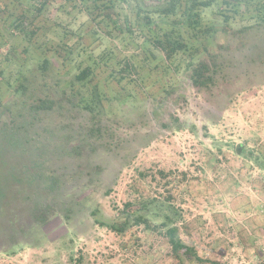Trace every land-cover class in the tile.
<instances>
[{
  "label": "rangeland",
  "instance_id": "obj_1",
  "mask_svg": "<svg viewBox=\"0 0 264 264\" xmlns=\"http://www.w3.org/2000/svg\"><path fill=\"white\" fill-rule=\"evenodd\" d=\"M221 2L199 9L200 26L218 29L211 51L220 67L216 85L200 92L188 78L187 48L171 62L158 41L179 29L186 46L195 48V30L172 24L183 18L184 0L170 15L153 13L146 0H0V171L13 173L0 197V264H264V169L250 157L264 158V0L237 7ZM145 13L158 30L143 22ZM22 15L39 27L32 44L13 26ZM246 26L253 28L238 33ZM44 55L52 63L47 81L34 73L38 79L26 81L35 86L25 96L4 101L20 69L29 75ZM84 66L93 69L91 83L98 80L103 120H118L121 155L105 146L86 153L85 147L64 148L54 141V115L37 119L30 130L4 128L27 105L24 99L43 93L45 82L74 78ZM112 74L123 79L115 82ZM83 93L88 95L86 87ZM79 111L75 122L84 114ZM170 115L183 127H163ZM27 147L31 155L19 153ZM130 155L121 165L120 156ZM91 162L104 169L82 186ZM50 170L63 174L54 189L44 177ZM159 172L174 174L172 187ZM167 196L178 237L201 261L172 251L159 226L163 215L149 216V228L98 223L119 226L125 202L136 209L155 198L166 206Z\"/></svg>",
  "mask_w": 264,
  "mask_h": 264
},
{
  "label": "trees",
  "instance_id": "obj_2",
  "mask_svg": "<svg viewBox=\"0 0 264 264\" xmlns=\"http://www.w3.org/2000/svg\"><path fill=\"white\" fill-rule=\"evenodd\" d=\"M179 1L180 0H162L161 3H159V8L156 10L154 9L153 13L160 15L174 14ZM213 1L214 0H184L185 4L183 18L181 20L172 22V24L175 25L185 24L187 27L191 28L192 31L195 30L194 37L198 39L195 48H190L188 45L186 46L182 35L179 33V29L177 30L176 34H172V32L163 33V39L158 40L160 41L159 43L161 49L165 51V56L169 61H173L176 53H179V51H184L187 48V51L190 52V59L186 65L188 70V78L192 86L200 92L209 90L216 85L217 80L215 79V75L220 69L219 62L216 60L218 55H215V53L211 51V42H213L212 39L218 29L215 25L212 26V23H209L206 26H200L199 18V9L209 7ZM251 1L252 0H222L221 5L227 4L229 6L237 7L240 3L249 4ZM222 7L223 6H221V10L224 9ZM221 14H224L223 18L225 20L226 26L222 28L223 31H225L229 26L227 24L229 16L225 12ZM107 16L113 23H115V25L119 23L117 14L111 12L107 14ZM142 19L147 25L154 23L152 25L153 28L158 30L157 25L155 24L156 22H152L151 20L150 13H145L142 16ZM13 26H15V29L26 42L30 44L34 43V38L39 31V27L35 25L34 21L22 15L18 17V20L13 24ZM251 28L253 27H242L238 30V33L242 34L245 31H249ZM29 52L30 48L27 49V53ZM51 64L52 63L49 57L44 55L41 61L38 60L35 68L31 70L29 75L25 74V72L20 69V72L17 74L19 77L18 84L14 86L12 85L11 88L9 86L10 84H7L8 88H5V90H7L6 93H4V101H8L10 95L13 94L25 96L24 94H26L30 87L35 86H27L26 81L31 80L34 77L38 79L35 74H38L39 78L47 81L45 78L48 76V71L50 70ZM124 66L127 67V65ZM92 73L93 69L90 66H84L79 70L78 73L75 74L74 78H66L55 81V84L60 82L62 84L60 83L54 86V83L45 82L43 85V93L38 95L35 94L33 96L31 95L29 97L31 99H24V103L27 105L22 107V109L17 114H11V116L4 123V128H10L14 130L16 127H18L21 129L27 128V130H30L33 125L37 123V119L42 120L44 117H53L54 115L58 121L54 123V126H51L55 131H57V135H55L57 139L54 141L58 144L62 143L64 148H67L69 145L70 151H78L81 149L83 150V147H85L86 153L89 152L88 150L97 151L100 147L105 146L108 148L117 149L114 154L118 156L121 155V153L117 151H119V149L122 147V142H115L117 138L114 132L116 130L115 125L117 124L118 120L111 119L109 123H107V120H103L102 114L105 110L102 104L101 93L99 92L97 86L98 80H96L95 83H91L92 79L91 77L89 78V76L92 75ZM111 76L112 80L115 82H120L121 79H123L122 76H116L115 74H112ZM85 87L88 90V95L83 93V89H85ZM173 90L174 89L172 88V91ZM74 98H77L76 101H74ZM79 110L84 111V114L81 115L82 119L79 120V122H75L73 121V116L80 113ZM21 117L23 119H21ZM169 117L170 118L168 121L161 123L163 127L167 129L173 128L175 130L183 127V121L178 116L170 115ZM22 135L23 134L20 133V137L18 138V141L21 143L23 141ZM10 138L11 137L9 135L5 134V138L3 140L5 143H8L10 142ZM0 141L2 142V139H0ZM1 145L2 144L0 143V157L1 153L5 149L4 145ZM27 149L29 150L28 147L26 150L21 149L19 153L23 154L24 152L28 151ZM237 149L239 153H243L245 150L243 144H238ZM28 152L30 153V151ZM129 157H131V155L128 156L127 159L120 156L118 160L120 161L121 165L122 163L126 165L129 161ZM250 157L261 169H264L263 157L258 156V154H250ZM14 167L15 165H11L9 168ZM84 169L86 170L87 178L84 182L80 181L82 186L84 183L86 184L88 180L94 182L96 179H98V172H101V170L104 168L101 163L91 162L88 163ZM66 173H70V171ZM159 173L165 178V186L172 187L176 180L175 177H172L174 174H172V172ZM11 176H13L11 169H9L6 174H3V172L0 171V197L6 195V181ZM44 177L48 185L51 186V189H54L53 187H57L62 183L61 179L63 174L57 173L54 170H50L44 175ZM108 192L109 189L106 190V193ZM61 193L62 191L58 193L59 198ZM170 198L171 196H167V201H165L167 202L166 206H164V203H157V199L151 198L141 202L140 206L136 209L133 208L132 202H125L120 212L123 216L122 224L115 226V224H104V222L101 221H98V223L100 225H107L111 229H116L117 227L122 229L125 228V226H127L130 221H132L135 224H143L145 228H149L151 226L149 216L161 217V215H163L159 226L165 228L164 233L168 239L172 251L176 255H181L187 257L188 259L195 258L201 261L199 256H197L195 249L192 246L184 244L178 237L179 227L175 224V210H172L171 212V209H174V206L170 204ZM47 206L41 208L44 210V216H46L45 214L47 213V208H50V206ZM75 261L79 262V260Z\"/></svg>",
  "mask_w": 264,
  "mask_h": 264
},
{
  "label": "flooded vegetation",
  "instance_id": "obj_3",
  "mask_svg": "<svg viewBox=\"0 0 264 264\" xmlns=\"http://www.w3.org/2000/svg\"><path fill=\"white\" fill-rule=\"evenodd\" d=\"M146 1H148L149 3H152L153 5H152V7L151 8H153V10L155 9H158L159 8V3H161V1L160 0H146ZM160 1V2H159ZM156 2H158L157 4H156Z\"/></svg>",
  "mask_w": 264,
  "mask_h": 264
}]
</instances>
